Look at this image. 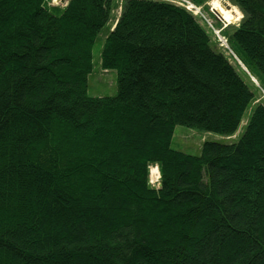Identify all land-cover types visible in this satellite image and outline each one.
Returning <instances> with one entry per match:
<instances>
[{"label":"trees","instance_id":"16d2710c","mask_svg":"<svg viewBox=\"0 0 264 264\" xmlns=\"http://www.w3.org/2000/svg\"><path fill=\"white\" fill-rule=\"evenodd\" d=\"M230 1L234 65L185 10L124 0L100 54L117 94L93 98L113 2L0 0V264H264V104L234 144L170 146L176 126L236 134V61L264 91V0Z\"/></svg>","mask_w":264,"mask_h":264},{"label":"rangeland","instance_id":"374dc122","mask_svg":"<svg viewBox=\"0 0 264 264\" xmlns=\"http://www.w3.org/2000/svg\"><path fill=\"white\" fill-rule=\"evenodd\" d=\"M113 2L114 8L112 11V20L106 24L99 34L97 35L96 41L92 48V71L87 77V94L89 97L93 98H112L117 94L116 88V79L117 73L113 70L104 71L100 66V54L102 50V46L104 44V40L108 35L109 31L113 27V21L120 14V7L124 0H111ZM161 3L170 4L172 6L181 5L186 10L187 2L184 0H157ZM190 3L195 6V11L193 14L195 15L197 23L203 29L206 36L209 39V44L211 48H213L216 52L221 53L225 56L232 65L233 62L230 60V57L234 60L236 59L233 56L227 42L223 44V41L226 40V35L231 34L235 28L238 27L240 21L242 20V14L239 9L233 5L230 0H207L201 5H197L191 0ZM216 2H220L221 6L228 11L234 12V20L230 24L225 22V20L221 19V17L214 11V7L212 4ZM68 0H59L58 2H53L50 0L49 6L63 8L65 7ZM234 6V7H233ZM240 14V15H239ZM236 15V16H235ZM218 31V32H217ZM238 63V61H236ZM239 65V64H238ZM240 66V65H239ZM241 71L246 77L249 78L251 86L253 87L251 90L254 94V103L249 107V109L245 112L243 116L242 123L236 132V134L232 137H224L214 133L201 132L196 129H190L183 126H176L174 129L173 137L171 140V149L177 152H181L186 155L191 156H199L201 147L204 143H218L224 145H231L238 141V138L245 130V126L250 117V113L253 107L258 104H264V91L261 89L259 82L256 78L252 77L249 73L245 72L243 68L240 66ZM246 70V69H245ZM241 74V73H240ZM242 75V74H241ZM155 168V169H154ZM158 168L156 166H152L149 169L148 176V184L151 188H157L159 183V173ZM158 174V176H156ZM151 178V179H150ZM155 178L157 180H155Z\"/></svg>","mask_w":264,"mask_h":264},{"label":"bare ground","instance_id":"6f19581e","mask_svg":"<svg viewBox=\"0 0 264 264\" xmlns=\"http://www.w3.org/2000/svg\"><path fill=\"white\" fill-rule=\"evenodd\" d=\"M53 2H58L59 0H52ZM214 7V11L221 17V19L225 20V22L227 23H231L233 22L234 18V12L235 11H228L226 9H224L221 4H219V2L214 1V3L212 4ZM234 7V6H233ZM240 15V14H239ZM236 16V15H235ZM218 32V31H217ZM152 167V166H151ZM155 169V168H154ZM159 173V172H158ZM158 176V174L156 175ZM151 179V178H150ZM155 180H157L155 178Z\"/></svg>","mask_w":264,"mask_h":264},{"label":"built area","instance_id":"2783aa9c","mask_svg":"<svg viewBox=\"0 0 264 264\" xmlns=\"http://www.w3.org/2000/svg\"><path fill=\"white\" fill-rule=\"evenodd\" d=\"M184 1L187 2V5H186L187 10H186L184 7H182L181 5L179 6V8L185 10L186 12H188L189 14H191L192 16L195 17V15L193 14V12L196 10V9H195V6L192 5V4L190 3V1H188V0H184ZM219 4H220V2H219ZM176 7H177V6H176ZM224 43H225V41H223V44H224Z\"/></svg>","mask_w":264,"mask_h":264},{"label":"water","instance_id":"95a60500","mask_svg":"<svg viewBox=\"0 0 264 264\" xmlns=\"http://www.w3.org/2000/svg\"><path fill=\"white\" fill-rule=\"evenodd\" d=\"M238 64L243 68V70H244L245 72H247V71L245 70V68L241 65V63L238 62Z\"/></svg>","mask_w":264,"mask_h":264}]
</instances>
